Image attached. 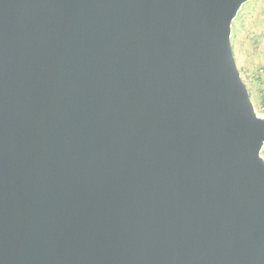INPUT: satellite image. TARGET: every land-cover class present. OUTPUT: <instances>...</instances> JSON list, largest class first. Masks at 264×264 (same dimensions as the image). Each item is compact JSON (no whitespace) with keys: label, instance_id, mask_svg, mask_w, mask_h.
<instances>
[{"label":"water","instance_id":"obj_1","mask_svg":"<svg viewBox=\"0 0 264 264\" xmlns=\"http://www.w3.org/2000/svg\"><path fill=\"white\" fill-rule=\"evenodd\" d=\"M251 0H0V264H264Z\"/></svg>","mask_w":264,"mask_h":264},{"label":"rangeland","instance_id":"obj_2","mask_svg":"<svg viewBox=\"0 0 264 264\" xmlns=\"http://www.w3.org/2000/svg\"><path fill=\"white\" fill-rule=\"evenodd\" d=\"M231 47L257 114H264V0L243 6L232 24Z\"/></svg>","mask_w":264,"mask_h":264},{"label":"built area","instance_id":"obj_3","mask_svg":"<svg viewBox=\"0 0 264 264\" xmlns=\"http://www.w3.org/2000/svg\"><path fill=\"white\" fill-rule=\"evenodd\" d=\"M263 113H264V110H263Z\"/></svg>","mask_w":264,"mask_h":264}]
</instances>
